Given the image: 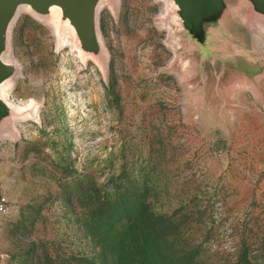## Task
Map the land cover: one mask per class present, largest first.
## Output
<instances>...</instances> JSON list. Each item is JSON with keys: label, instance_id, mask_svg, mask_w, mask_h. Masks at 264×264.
Instances as JSON below:
<instances>
[{"label": "rangeland", "instance_id": "rangeland-1", "mask_svg": "<svg viewBox=\"0 0 264 264\" xmlns=\"http://www.w3.org/2000/svg\"><path fill=\"white\" fill-rule=\"evenodd\" d=\"M164 12L102 8L106 81L72 35L18 16L8 99L39 110L0 138V264H264V101L242 87L230 118L197 114Z\"/></svg>", "mask_w": 264, "mask_h": 264}, {"label": "water", "instance_id": "water-1", "mask_svg": "<svg viewBox=\"0 0 264 264\" xmlns=\"http://www.w3.org/2000/svg\"><path fill=\"white\" fill-rule=\"evenodd\" d=\"M167 27L165 43L173 51L172 64L182 67L189 99L197 114L231 117L232 95L238 88L254 90L264 101V0H161ZM119 0H0V138L18 135L16 122L34 118L37 103L17 108L4 92L22 75L10 50L11 29L25 12L53 27L60 45L66 31L72 49L85 64L95 62L104 81L109 54L103 43L99 14L104 6L115 13Z\"/></svg>", "mask_w": 264, "mask_h": 264}, {"label": "bare ground", "instance_id": "bare-ground-1", "mask_svg": "<svg viewBox=\"0 0 264 264\" xmlns=\"http://www.w3.org/2000/svg\"><path fill=\"white\" fill-rule=\"evenodd\" d=\"M23 11H25V10H23ZM70 35H68V34H66V35H63L64 36V41H66L68 38H69V36L71 37V33H69ZM67 43V42H66ZM16 82V81H15ZM15 84V83H14ZM14 84H11L9 87H7L6 89H5V92H4V95H5V98L6 99H8V93H9V91L13 88V86H14ZM8 101H9V99H8ZM11 102V101H10ZM12 103V102H11ZM33 102L32 101H30V103L28 104V105H25V106H22V105H19V104H14V103H12L15 107H17V108H19V109H21V108H24V107H29L31 104H32ZM40 104V103H39ZM38 110H39V106H37V108H36V110H35V116H37L38 115Z\"/></svg>", "mask_w": 264, "mask_h": 264}, {"label": "built area", "instance_id": "built-area-1", "mask_svg": "<svg viewBox=\"0 0 264 264\" xmlns=\"http://www.w3.org/2000/svg\"><path fill=\"white\" fill-rule=\"evenodd\" d=\"M8 210V201L4 195L0 194V219Z\"/></svg>", "mask_w": 264, "mask_h": 264}, {"label": "trees", "instance_id": "trees-1", "mask_svg": "<svg viewBox=\"0 0 264 264\" xmlns=\"http://www.w3.org/2000/svg\"><path fill=\"white\" fill-rule=\"evenodd\" d=\"M156 235H159V233H155V236ZM153 256L155 258L154 264H162L161 261H160V257H159L158 252L157 253L155 252V254H153Z\"/></svg>", "mask_w": 264, "mask_h": 264}]
</instances>
